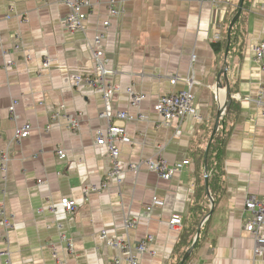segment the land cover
I'll list each match as a JSON object with an SVG mask.
<instances>
[{
    "label": "crops",
    "instance_id": "obj_1",
    "mask_svg": "<svg viewBox=\"0 0 264 264\" xmlns=\"http://www.w3.org/2000/svg\"><path fill=\"white\" fill-rule=\"evenodd\" d=\"M91 1L83 35L63 29L69 11L55 0H0V49L10 50L18 34L30 56L29 61L21 53L8 56L15 61L8 71L0 59V152L8 149L11 155L5 182L0 173V206L12 221L7 240H0V264H115L119 253L105 246L102 230L132 246L150 235L156 255L143 256L140 264H172L182 228L171 230L168 223L173 215L183 225L188 219L197 158L206 151L228 101L227 87L238 112L225 148V190L199 227L209 219L184 264H264V253L254 254L253 238L245 231L250 215L244 210L247 196L264 194V114L256 104L260 97L264 101V62L256 61L252 51L264 39V0H247L243 43L226 52L213 46L226 39L239 0L217 6L209 1L115 0L121 14L110 19L103 41L106 68L117 72L105 77L115 88L110 107L147 119L125 125L118 159L125 169L121 186L110 182L107 189L85 196L84 187L108 182L113 167L106 147L94 144V132L106 126L99 118L101 95L87 87L75 89L71 82L75 74L95 75L85 41L102 30L109 0ZM216 26L218 43L213 41ZM46 59L54 63L43 68ZM172 76L178 77L174 85ZM187 78L194 81L195 116L185 118L175 137L174 126L159 127L156 104L160 96L187 91ZM128 88L143 97L138 108L130 106ZM12 99L19 102V125L29 126L19 144L8 113ZM68 116L78 118L77 132L68 129ZM157 147L169 165L189 164L168 180L145 168L126 169L152 157ZM153 198L161 204L154 205ZM62 199L78 209L64 212ZM128 216L138 222L126 235ZM197 234L199 229L190 248Z\"/></svg>",
    "mask_w": 264,
    "mask_h": 264
},
{
    "label": "built area",
    "instance_id": "obj_2",
    "mask_svg": "<svg viewBox=\"0 0 264 264\" xmlns=\"http://www.w3.org/2000/svg\"><path fill=\"white\" fill-rule=\"evenodd\" d=\"M176 1H186V2H204L209 1L214 6L222 3V0H176ZM225 3H229L231 0H223ZM57 4H62L68 8L67 16L62 20V27L68 33L80 32L83 35L87 33L86 19L93 9L94 4L91 0H55ZM121 11L118 9L115 0H109L107 3V19L101 24V31L93 35L92 39L86 38V46L90 58L93 62L94 77L84 78L79 74H75L71 77L72 86L75 89L79 87H87L101 95L103 101V110L99 114V118L106 122V126L101 129H97L94 132V144L103 145L107 149L108 156L113 164L112 170L108 173V182L102 183L101 186H91L87 185L83 189L85 196L101 192L107 189L108 183H113L115 186L119 187L122 184L125 169L119 162L120 155V145L125 141V125L127 123L145 121L147 117L144 114H137L136 116H131L125 112H114L110 107V98L114 93L115 88L112 85H108L105 77L108 75H115L117 72L115 70H108L106 65L108 64V59L104 55V45L103 41L111 26L112 18H118ZM5 20L10 19V15L4 17ZM26 22V21H24ZM215 29L217 33L215 34L213 41L218 43L221 40L220 26H216ZM86 37V36H85ZM13 46L10 50L0 49V59L2 61V67L5 71H8L14 64V60H7V57L11 54L21 53L25 61L30 60V56L24 52L21 45L20 36L16 34L13 40ZM254 59L260 63L264 62V39L259 41L252 48ZM54 63V59H46L43 63V68H46L50 64ZM262 72L264 73V67H262ZM177 76H172L170 78V83L174 85L177 81ZM188 84L187 91H181L176 94H169L165 96H160L156 104V111L161 118L159 127H175V137H180L182 124L187 116H195V109L193 104V94L192 88L194 81L190 78L185 79ZM126 93L130 96V106L132 108H138L139 103L142 101L143 97L135 93L132 88H128ZM257 106L262 108L264 114V101L260 97L256 100ZM19 102L17 99H12L8 107V113L11 121L15 125V136L14 142L19 144L21 139L28 134L29 126H20L19 118L17 113V106ZM59 114L56 115V118ZM54 118V117H53ZM67 127L73 132H77L79 129L78 118L68 116L66 117ZM58 156H62L63 152L58 151ZM11 161V155L9 150H3L0 152V173L2 175V181H6L8 165ZM188 161H183L181 163H176L169 165L168 162L163 158V148L157 147L153 156L139 162L138 164H131L126 167L127 170L139 172L141 169L146 170L156 174L160 179L168 180L174 177L179 171L183 169L184 166L188 165ZM42 183L39 182L38 186ZM4 194V193H3ZM5 195V194H4ZM152 203L154 205L161 204L156 198H153ZM61 210L67 213H73L78 209V205L69 201L68 199H62L59 204ZM244 210L250 215V220L245 226V231L250 234L254 241V254L256 256L264 253V194L259 198L254 195H249L245 198ZM150 211V208L147 209ZM137 218L126 217L123 224V232L127 233L132 230L137 225ZM183 226V220L179 215H173L170 218L168 227L171 230L180 231ZM12 229L11 216H8L4 205L0 206V240H7L8 234ZM100 236L104 241L106 247L116 250L119 253L116 259H114L115 264H121L125 262L127 264H140V260L143 256L147 255L153 257L156 255L154 248V238L150 235L143 238L135 246H132L128 239H123L121 237L108 238L106 230L100 232ZM71 247V245H70Z\"/></svg>",
    "mask_w": 264,
    "mask_h": 264
},
{
    "label": "trees",
    "instance_id": "obj_3",
    "mask_svg": "<svg viewBox=\"0 0 264 264\" xmlns=\"http://www.w3.org/2000/svg\"><path fill=\"white\" fill-rule=\"evenodd\" d=\"M247 4V0H244L243 11L247 8ZM237 11L238 8L235 5L229 17V22H231V20L234 18ZM243 11L239 19L235 22L231 29L229 46L226 37V39L224 38L221 43L214 44L213 47L215 49L218 50L222 46L224 48V52H226L227 49L228 51H230L231 49L237 46L240 47L242 45L243 42H241L240 40L242 39L244 32L246 31L244 19H242ZM241 25H243V28L241 27ZM226 30L227 34L228 29L226 28ZM237 112L238 105H236L234 100L231 99L229 107L226 109L223 117L219 120L218 131L214 135L207 153L203 150L201 154L199 153L198 155V163L196 162L195 170V191L193 194L192 202L189 206L188 219H186V222L184 221L185 223L182 227V232L178 237V242L174 250L175 260L172 264L181 263L184 254L190 248L193 238L199 229V236L194 249L197 247L201 240L202 232L203 230H205L206 224L208 223L209 219L205 223H203L201 228L199 227L211 212V202L214 206V203L217 202L219 196L224 193L225 189L223 187L222 177L224 175L223 164L225 157V148L229 139L230 131L233 128L235 115ZM205 176H207L208 178V193L206 192V185L204 183ZM218 191L219 194H217Z\"/></svg>",
    "mask_w": 264,
    "mask_h": 264
},
{
    "label": "water",
    "instance_id": "obj_4",
    "mask_svg": "<svg viewBox=\"0 0 264 264\" xmlns=\"http://www.w3.org/2000/svg\"><path fill=\"white\" fill-rule=\"evenodd\" d=\"M243 3H244V0H239L238 2V11L236 13V15L234 16V18L232 19L230 25H229V28H228V35H227V39H228V45H229V42H230V33H231V29L233 27V25L235 24V22L238 20L239 16H240V13L242 12V8H243ZM228 89V101L227 103L225 104V106L219 111L218 113V116L216 118V123H215V128L213 130V133L211 135V138H210V141H209V144H208V147L206 149V151L208 150L209 148V145L214 137V135L217 133L218 131V126H219V120L223 117V115L225 114L226 112V109L229 107L230 105V101H231V95H230V92H229V87H227ZM204 182H205V185H206V190L208 191L207 187H208V178L207 176H205V179H204ZM211 211L213 209V203H211ZM211 215V212L210 214ZM198 239V234L196 235L195 237V240L193 242V246L190 248V250L185 254V256L183 257L182 259V262L181 264H184V262L186 261V259L188 258L189 254H190V251L192 250V248L194 247L195 243H196V240Z\"/></svg>",
    "mask_w": 264,
    "mask_h": 264
}]
</instances>
